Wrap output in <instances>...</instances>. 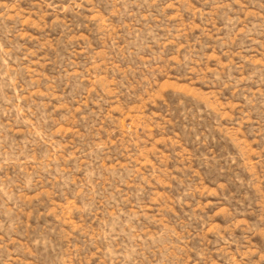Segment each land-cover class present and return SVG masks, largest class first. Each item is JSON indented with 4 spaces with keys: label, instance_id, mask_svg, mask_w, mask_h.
<instances>
[{
    "label": "rangeland",
    "instance_id": "obj_1",
    "mask_svg": "<svg viewBox=\"0 0 264 264\" xmlns=\"http://www.w3.org/2000/svg\"><path fill=\"white\" fill-rule=\"evenodd\" d=\"M0 264H264V0H0Z\"/></svg>",
    "mask_w": 264,
    "mask_h": 264
}]
</instances>
